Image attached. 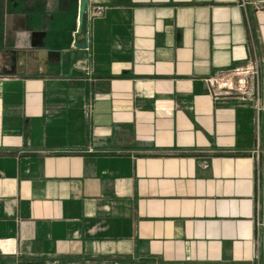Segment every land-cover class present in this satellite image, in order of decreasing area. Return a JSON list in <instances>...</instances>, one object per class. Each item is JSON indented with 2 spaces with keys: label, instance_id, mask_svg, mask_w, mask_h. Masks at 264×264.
<instances>
[{
  "label": "crops",
  "instance_id": "1",
  "mask_svg": "<svg viewBox=\"0 0 264 264\" xmlns=\"http://www.w3.org/2000/svg\"><path fill=\"white\" fill-rule=\"evenodd\" d=\"M0 264H264V0H1Z\"/></svg>",
  "mask_w": 264,
  "mask_h": 264
},
{
  "label": "built area",
  "instance_id": "2",
  "mask_svg": "<svg viewBox=\"0 0 264 264\" xmlns=\"http://www.w3.org/2000/svg\"><path fill=\"white\" fill-rule=\"evenodd\" d=\"M250 72H253V74H257V71H254V69H243L238 73V89L239 90H246L247 89V79Z\"/></svg>",
  "mask_w": 264,
  "mask_h": 264
},
{
  "label": "water",
  "instance_id": "3",
  "mask_svg": "<svg viewBox=\"0 0 264 264\" xmlns=\"http://www.w3.org/2000/svg\"><path fill=\"white\" fill-rule=\"evenodd\" d=\"M0 4H1V0H0Z\"/></svg>",
  "mask_w": 264,
  "mask_h": 264
}]
</instances>
